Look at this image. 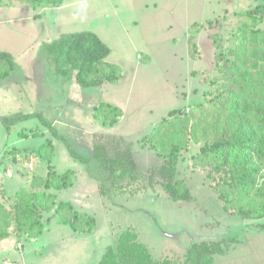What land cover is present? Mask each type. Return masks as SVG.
<instances>
[{"label": "rangeland", "instance_id": "rangeland-1", "mask_svg": "<svg viewBox=\"0 0 264 264\" xmlns=\"http://www.w3.org/2000/svg\"><path fill=\"white\" fill-rule=\"evenodd\" d=\"M257 4L264 0H65L58 8L33 9L2 0L0 52L12 55L14 70L0 81V116L41 113L58 138L36 118L9 133L0 124V202L8 207L21 186L46 175V163L32 151L52 140L54 170L74 174L70 188L50 192L56 202H69L93 216L96 227L78 235L54 209L42 211L40 236L12 233L0 241V264H97L125 229L137 233L154 259L171 264H183L190 244L219 240L235 243L214 256L213 264H264V230L259 227L264 218L243 220L223 210L211 187L213 173L197 158L201 143L188 139L179 159L177 178L188 186L189 202L171 201L157 181L148 183L149 171L161 161L138 143L175 109L197 118L203 104L209 123L213 100L228 90L224 70L235 58L237 36L264 30V22L246 14ZM80 31L93 32L109 47L107 61L120 67L118 82L83 88L74 72L54 74L43 46ZM101 102L121 109L113 126L93 119ZM94 135L108 145L116 139L132 143L138 177L123 182L122 191L113 188L94 158Z\"/></svg>", "mask_w": 264, "mask_h": 264}, {"label": "trees", "instance_id": "trees-1", "mask_svg": "<svg viewBox=\"0 0 264 264\" xmlns=\"http://www.w3.org/2000/svg\"><path fill=\"white\" fill-rule=\"evenodd\" d=\"M18 1L36 9L58 8L65 0ZM1 3L2 0L0 6ZM246 14L258 23L264 22V4H257ZM247 28L252 27H243ZM237 39L240 42L232 49L235 58L224 70L228 90H224L226 96L223 94V99L213 100L209 123L205 124L208 114L204 113L203 104L197 107L200 112L197 118L175 109L156 123L138 143L148 146L161 161L149 171L148 183L157 181L168 199L174 202L191 200L188 186L177 178L179 159L188 139L201 143L197 158L213 173L211 187L223 210L231 211L243 220H259L264 218V30L249 29L247 33H240ZM43 51L55 75L67 77L74 72L80 87L114 84L121 78L120 67L107 61L109 47L93 32L63 34L45 44ZM13 70L12 55L0 52V81L9 78ZM92 117L102 126H113L122 117V111L113 104L101 102L94 107ZM34 118L58 138L52 122L41 113L2 115L0 124L9 133L17 124ZM202 126L205 129H201ZM20 134L29 136L24 132ZM93 144V156L106 171L114 189L122 191L123 182L137 180L132 143L116 139L108 145L103 137L94 135ZM32 153L46 163L47 173L33 176L27 185L21 186L8 207L0 202V241L8 239L12 233L26 238L40 236L43 231L41 213L52 209L60 222L70 226L78 235L92 233L96 227L93 216L79 213L69 202H56V194L50 192L70 188L74 174L72 170L61 174L54 170L52 140H47ZM70 153L76 156L71 150ZM259 227L264 230V226ZM231 243L235 242H194L187 247L183 264H213L214 256L224 255ZM97 264L171 263L166 259H154L137 233L125 229L117 235L115 243L105 249Z\"/></svg>", "mask_w": 264, "mask_h": 264}, {"label": "crops", "instance_id": "crops-1", "mask_svg": "<svg viewBox=\"0 0 264 264\" xmlns=\"http://www.w3.org/2000/svg\"><path fill=\"white\" fill-rule=\"evenodd\" d=\"M53 71V70H52Z\"/></svg>", "mask_w": 264, "mask_h": 264}]
</instances>
